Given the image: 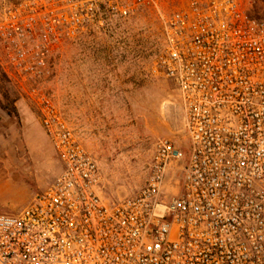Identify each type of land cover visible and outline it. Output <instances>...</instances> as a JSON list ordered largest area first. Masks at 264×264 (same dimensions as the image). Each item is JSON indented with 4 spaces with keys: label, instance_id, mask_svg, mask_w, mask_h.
<instances>
[{
    "label": "built area",
    "instance_id": "obj_1",
    "mask_svg": "<svg viewBox=\"0 0 264 264\" xmlns=\"http://www.w3.org/2000/svg\"><path fill=\"white\" fill-rule=\"evenodd\" d=\"M243 1L0 0L3 67L61 165L30 205L0 215V264H264V17ZM165 5L152 73L175 86L189 151L160 140L145 187L110 199L43 83L65 45Z\"/></svg>",
    "mask_w": 264,
    "mask_h": 264
},
{
    "label": "rangeland",
    "instance_id": "obj_2",
    "mask_svg": "<svg viewBox=\"0 0 264 264\" xmlns=\"http://www.w3.org/2000/svg\"><path fill=\"white\" fill-rule=\"evenodd\" d=\"M243 5L264 17V0H244ZM170 12L165 5L161 12L127 20L111 16L103 29L65 45L43 83L98 159L110 199L135 196L145 187L160 140L171 139L186 155L189 151L175 86L152 73L165 47L163 27ZM0 147V215L17 214L42 195L61 165L37 107L5 72L1 52ZM167 189L171 196L178 186L168 179Z\"/></svg>",
    "mask_w": 264,
    "mask_h": 264
},
{
    "label": "crops",
    "instance_id": "obj_3",
    "mask_svg": "<svg viewBox=\"0 0 264 264\" xmlns=\"http://www.w3.org/2000/svg\"><path fill=\"white\" fill-rule=\"evenodd\" d=\"M1 148V147H0ZM2 151H0V158H1V156H2V153H1ZM2 171H0V178H2V176L4 175V173H1ZM10 176V175H9ZM32 176H35V175H32Z\"/></svg>",
    "mask_w": 264,
    "mask_h": 264
}]
</instances>
